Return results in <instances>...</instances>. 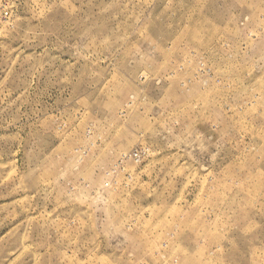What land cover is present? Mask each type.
I'll use <instances>...</instances> for the list:
<instances>
[{
  "label": "rangeland",
  "instance_id": "374dc122",
  "mask_svg": "<svg viewBox=\"0 0 264 264\" xmlns=\"http://www.w3.org/2000/svg\"><path fill=\"white\" fill-rule=\"evenodd\" d=\"M0 264H264V0H0Z\"/></svg>",
  "mask_w": 264,
  "mask_h": 264
}]
</instances>
